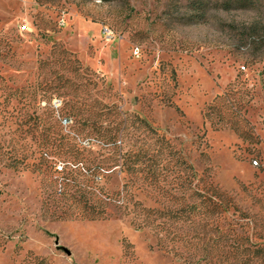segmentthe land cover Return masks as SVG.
I'll list each match as a JSON object with an SVG mask.
<instances>
[{"label":"rangeland","instance_id":"obj_1","mask_svg":"<svg viewBox=\"0 0 264 264\" xmlns=\"http://www.w3.org/2000/svg\"><path fill=\"white\" fill-rule=\"evenodd\" d=\"M190 1L0 0V264H264V0Z\"/></svg>","mask_w":264,"mask_h":264},{"label":"trees","instance_id":"obj_2","mask_svg":"<svg viewBox=\"0 0 264 264\" xmlns=\"http://www.w3.org/2000/svg\"><path fill=\"white\" fill-rule=\"evenodd\" d=\"M107 1V0H103ZM209 0H191L186 4V10L188 13H195L196 17H189V22H199L203 18L208 10ZM260 0H222L214 4L215 8L221 9L223 11L229 10L231 8L236 9H255L259 5ZM256 24V23H255Z\"/></svg>","mask_w":264,"mask_h":264},{"label":"built area","instance_id":"obj_3","mask_svg":"<svg viewBox=\"0 0 264 264\" xmlns=\"http://www.w3.org/2000/svg\"><path fill=\"white\" fill-rule=\"evenodd\" d=\"M62 24H64V23H62ZM19 29H20L21 31H28V30H29V29H28V26H27L26 24L21 25ZM102 34L104 35L105 38H112V37H113L112 32H111L109 29H107V28H103V29H102ZM133 55H135V56H139V50H138L137 48H135V49L133 50ZM242 68H244V67H242ZM55 105H56V104L54 103V106H55ZM63 123L66 124V123H68V121H67L66 119H64V120H63ZM253 163H254L255 165L257 164L256 161H254ZM62 169H63V167H62L61 165H59V166L56 167V170L59 171V172H61Z\"/></svg>","mask_w":264,"mask_h":264}]
</instances>
